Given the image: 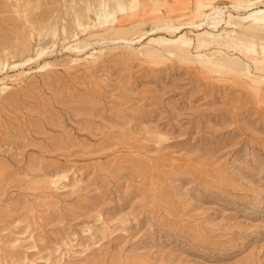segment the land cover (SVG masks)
I'll list each match as a JSON object with an SVG mask.
<instances>
[{
  "label": "rangeland",
  "instance_id": "1",
  "mask_svg": "<svg viewBox=\"0 0 264 264\" xmlns=\"http://www.w3.org/2000/svg\"><path fill=\"white\" fill-rule=\"evenodd\" d=\"M100 1L0 0V264H264V88L123 42L253 0H122L110 35H81Z\"/></svg>",
  "mask_w": 264,
  "mask_h": 264
},
{
  "label": "bare ground",
  "instance_id": "2",
  "mask_svg": "<svg viewBox=\"0 0 264 264\" xmlns=\"http://www.w3.org/2000/svg\"><path fill=\"white\" fill-rule=\"evenodd\" d=\"M127 1L130 3V0ZM124 2L122 0H119V2L118 0H113L111 6L113 7V11L110 16L107 13V1L104 0L98 3L96 16H93L92 13L88 15L84 14L87 11V6H76L73 12L75 29L79 30L81 35H89L91 33L89 38L93 37V32H98L101 28L104 33L101 35L97 34V36L101 38L105 35H110L114 31L112 25L117 23V13L124 14L123 17L126 19L130 17L125 15L128 3L125 5L126 3ZM261 3L255 0L250 1L247 7L254 10L245 16H233L226 11V8H213L209 14L204 15V19L199 24L182 25V23L181 25H175L172 20H165L161 26L140 33L136 39L124 40L123 42L124 44L126 42V45L131 44V46L133 43L140 44L141 47L139 50L144 51L150 60L155 58L165 59L166 57H162V55L166 54L168 58H173L176 62L181 63V65H196L201 70L212 71L229 78L236 76L246 78L252 83L254 91L258 93L264 88V80L256 76V74H253V69L243 64L239 59L226 56L225 54L219 57L209 58L206 55H193L191 51L194 47L201 51L208 47L216 46L223 51L234 54L241 53L253 62L256 72L264 74V9H260V6H258ZM231 8L233 10L236 9L234 6ZM223 25L225 28H222ZM205 27L206 29H204ZM62 29V39L66 40L68 38L66 37L64 28ZM185 29H190L192 32H203L193 41L185 34H181ZM219 29L220 31H218ZM160 34H166L170 38H164L162 36L156 38ZM78 35L77 33L71 35L70 39L75 42V45L68 46L66 48L68 51L82 53L87 50L85 46L80 47ZM55 37V31L40 34L38 37L31 36L36 46V53L21 62L18 66L29 65L45 55L54 53L53 49L56 44ZM49 38L52 40L51 45L43 44ZM147 39L150 40L142 44ZM151 46H156L160 50L152 48ZM217 54L221 55V53ZM48 66L49 64H44L40 69ZM6 67L0 66V72Z\"/></svg>",
  "mask_w": 264,
  "mask_h": 264
}]
</instances>
